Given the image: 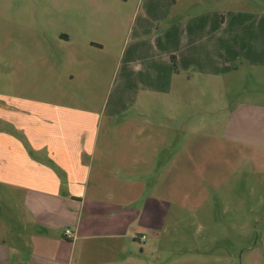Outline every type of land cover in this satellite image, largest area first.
Instances as JSON below:
<instances>
[{"label":"rangeland","instance_id":"rangeland-1","mask_svg":"<svg viewBox=\"0 0 264 264\" xmlns=\"http://www.w3.org/2000/svg\"><path fill=\"white\" fill-rule=\"evenodd\" d=\"M138 1L0 0L1 109L17 99L94 114V163L107 157L120 168L106 195L123 189L121 217L128 203L139 221L120 238L90 240L89 259L264 264V146L225 136L231 105L253 97L243 88L262 73L183 77L171 93L140 92V104L109 115L127 98L117 81ZM211 8L264 10V0H178L174 10ZM141 232L146 240L134 239ZM81 255L77 248L74 264Z\"/></svg>","mask_w":264,"mask_h":264},{"label":"crops","instance_id":"crops-1","mask_svg":"<svg viewBox=\"0 0 264 264\" xmlns=\"http://www.w3.org/2000/svg\"><path fill=\"white\" fill-rule=\"evenodd\" d=\"M177 3L138 1L117 81L127 89V98L115 102L109 115L127 110L130 101L140 104V92L171 93L183 77L219 81L256 69L262 78L258 81L252 73L254 79L249 78L250 86L243 89L253 97L231 105L225 136L264 146V10L211 8L178 13ZM90 43L102 46L94 40ZM1 108L2 104L0 186L5 191L0 193V264H74L77 248L82 251L77 264H139L87 257L90 240L120 238L125 231H135V220L139 221V209L128 203L130 215L121 217L123 189H114L110 198L106 195L108 184L120 180V168L107 157L94 163L99 144V135L92 130L94 114L17 99H9ZM152 133L165 136V132ZM103 150L108 152L105 146ZM67 228L75 238L65 234Z\"/></svg>","mask_w":264,"mask_h":264},{"label":"built area","instance_id":"built-area-1","mask_svg":"<svg viewBox=\"0 0 264 264\" xmlns=\"http://www.w3.org/2000/svg\"><path fill=\"white\" fill-rule=\"evenodd\" d=\"M65 234L68 236V237H70V238H75V233L72 231V229H70V228H67L66 230H65ZM139 238V240L140 241H145L146 240V238H147V236H146V234H143V235H141V237H138Z\"/></svg>","mask_w":264,"mask_h":264},{"label":"trees","instance_id":"trees-1","mask_svg":"<svg viewBox=\"0 0 264 264\" xmlns=\"http://www.w3.org/2000/svg\"><path fill=\"white\" fill-rule=\"evenodd\" d=\"M171 61H172L173 70L175 72H177L179 70V68H178V63H177V60H176V56L175 55H172L171 56Z\"/></svg>","mask_w":264,"mask_h":264}]
</instances>
